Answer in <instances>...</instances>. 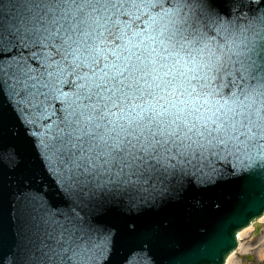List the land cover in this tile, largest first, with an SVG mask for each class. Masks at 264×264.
<instances>
[{
    "label": "snow or ice",
    "instance_id": "6c2138e0",
    "mask_svg": "<svg viewBox=\"0 0 264 264\" xmlns=\"http://www.w3.org/2000/svg\"><path fill=\"white\" fill-rule=\"evenodd\" d=\"M236 181L264 189V0H0V264H170Z\"/></svg>",
    "mask_w": 264,
    "mask_h": 264
},
{
    "label": "water",
    "instance_id": "95a60500",
    "mask_svg": "<svg viewBox=\"0 0 264 264\" xmlns=\"http://www.w3.org/2000/svg\"><path fill=\"white\" fill-rule=\"evenodd\" d=\"M218 199L206 205L196 223L178 237L168 257L157 254V261L167 259L170 264H221L235 245L238 230L264 212V189L259 183L232 182L217 189ZM218 205V206H217ZM23 209L15 203L9 209L13 231L24 222ZM223 258V259H222ZM131 261L136 262L132 256Z\"/></svg>",
    "mask_w": 264,
    "mask_h": 264
},
{
    "label": "rangeland",
    "instance_id": "374dc122",
    "mask_svg": "<svg viewBox=\"0 0 264 264\" xmlns=\"http://www.w3.org/2000/svg\"><path fill=\"white\" fill-rule=\"evenodd\" d=\"M247 241H248V236H244L241 240H240V246L242 247V251H238L233 257L234 258H241L244 253L246 252V245H247Z\"/></svg>",
    "mask_w": 264,
    "mask_h": 264
},
{
    "label": "flooded vegetation",
    "instance_id": "af4514ba",
    "mask_svg": "<svg viewBox=\"0 0 264 264\" xmlns=\"http://www.w3.org/2000/svg\"><path fill=\"white\" fill-rule=\"evenodd\" d=\"M244 264H264V258H241Z\"/></svg>",
    "mask_w": 264,
    "mask_h": 264
},
{
    "label": "bare ground",
    "instance_id": "6f19581e",
    "mask_svg": "<svg viewBox=\"0 0 264 264\" xmlns=\"http://www.w3.org/2000/svg\"><path fill=\"white\" fill-rule=\"evenodd\" d=\"M259 220H264V216H262V218H260ZM250 230H251V225L248 226V227H246V228H244V229H242V230L239 232L238 237H239L240 239L243 238L245 235H247V234L249 233ZM229 258H232V255H230ZM230 260H231V259H228L227 264L230 263Z\"/></svg>",
    "mask_w": 264,
    "mask_h": 264
}]
</instances>
